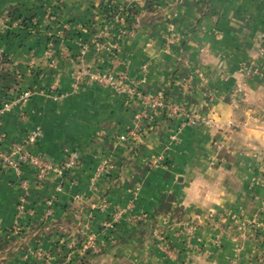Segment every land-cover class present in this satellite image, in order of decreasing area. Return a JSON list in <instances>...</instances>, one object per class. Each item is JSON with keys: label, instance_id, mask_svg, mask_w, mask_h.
<instances>
[{"label": "crops", "instance_id": "1", "mask_svg": "<svg viewBox=\"0 0 264 264\" xmlns=\"http://www.w3.org/2000/svg\"><path fill=\"white\" fill-rule=\"evenodd\" d=\"M118 12L122 24L104 36ZM84 68L114 69L152 99L236 126L182 127L185 115L168 117L127 93L74 92ZM27 91L29 101L18 102ZM135 128L138 139L120 140ZM36 129L34 154L54 167L74 152L80 162L42 184L28 165L0 162V264H257L254 237L229 227L259 228L264 250V0H0V146ZM215 138L227 144L216 162ZM117 209L126 213L106 227ZM211 213L243 220L222 216L213 227ZM135 214L145 220L133 224ZM90 237L99 253L84 249Z\"/></svg>", "mask_w": 264, "mask_h": 264}, {"label": "built area", "instance_id": "2", "mask_svg": "<svg viewBox=\"0 0 264 264\" xmlns=\"http://www.w3.org/2000/svg\"><path fill=\"white\" fill-rule=\"evenodd\" d=\"M121 12V11H120ZM47 18L50 21L54 20L53 14L51 11L48 12ZM123 17L121 13H116L112 22L109 23L108 26L104 27L103 35L104 36H111V31L114 25L122 24ZM18 25V24H17ZM33 32V31H32ZM120 34L123 36L127 34V28L124 27L123 29L120 28ZM167 43H171V38L167 40ZM109 54L117 60V50L114 48H108ZM85 53V51H84ZM250 72V71H249ZM249 72L246 71V74ZM259 71L255 70L254 74H258ZM251 74V73H250ZM85 85H97L102 88L110 89L117 94H130L132 97H137L140 99L144 104L147 106L157 110L158 112H164L168 117L171 118H178L182 117L185 120L182 123V127L190 126V125H205L207 127H216L219 130H223L224 128H229L233 125L232 122L227 123H219L215 122L214 120L206 117H197V116H190L186 109L177 104H171L161 99H152L149 96L139 91L136 86H129L127 84V77L124 75H119L116 73L114 69L104 70L99 72H92L90 69H82L78 71L73 76V91L78 92L80 91ZM242 91L241 85H237L234 89V96H237ZM32 91L24 92L19 96L18 102L26 103L32 97ZM13 107V103L5 104L2 112L10 111ZM143 117H146L144 115ZM181 127V128H182ZM140 136L138 128L128 131L126 134L120 137L121 141H129V140H136ZM42 137V131L40 129L33 130L26 135V138L23 142L19 144H14L8 148H3L0 146V162L7 168L15 169L19 171L22 166L28 165L29 167L33 168L36 174V181L39 184H42L43 181L47 178L49 172H54L59 176H66L72 170L78 167L80 162V155L76 152L71 153L70 156L59 166L54 167L51 163H49L43 156L36 155L32 151V147L36 145L38 140ZM4 138L3 135H0V142ZM217 142V141H216ZM216 148L221 150L223 148V142L218 141L216 143ZM108 166H102L98 170V174L102 173L107 169ZM98 176V175H97ZM26 186V183L23 184ZM62 188L58 187V192H61ZM56 200V197L48 199L45 204L47 206V211L43 217H41L40 221L45 223L49 218L53 215V205ZM126 213V210L117 209L113 213L112 221L106 223L105 226L108 228H113L115 224H117L123 215ZM145 220V216L142 214H135L131 217L130 221L133 224L141 223ZM85 250H90L93 253H99L103 249V245H97L95 243L94 237H90L85 246ZM40 258H44V255L39 252L38 253Z\"/></svg>", "mask_w": 264, "mask_h": 264}, {"label": "rangeland", "instance_id": "3", "mask_svg": "<svg viewBox=\"0 0 264 264\" xmlns=\"http://www.w3.org/2000/svg\"><path fill=\"white\" fill-rule=\"evenodd\" d=\"M112 91V90H111ZM114 92V91H113ZM234 126H236V124H234L233 123V125H232V127H234ZM235 128V127H234ZM230 130V128H228V131ZM218 141H222L223 142V147L225 146H227V144L225 143V141H224V139H222V138H218V139H214L212 142H211V145H210V158H212L215 162H216V160H217V158H220V156H221V154L223 153V151H224V148H223V150L221 151V150H218L217 148H216V143ZM222 216H224V218L226 219V220H228V221H230L231 222V220L233 221V223L234 222H236V221H239V220H243L242 218H240L239 217V215H233V214H231V213H225L224 215H222ZM221 215L220 216H217V214L216 213H211L210 215H209V218H208V221H207V223L210 221V224H208L209 226H215L216 225V223H218V220H220V218L222 217ZM213 224H215V225H213ZM218 226V225H217ZM216 226V227H217ZM215 227V228H216ZM249 227H247V225L246 224H244V223H238L237 225H236V227L234 226V228H232V229H230V227H229V233L231 232V233H233V231L235 232V234H234V237H236V236H238V238H240L241 240H248L249 238V236L251 235V236H253L254 237V241H255V247L253 248V256H254V259H255V261H256V263L257 264H264V250H262L261 249V244H262V241H261V233H260V231L258 230L259 228H256L255 227V229H253V232H250V230L248 229ZM189 232L188 233H191V237H190V239L191 238H193V235H194V233L197 231V227L196 226H189ZM228 230V229H227ZM230 233V234H231ZM236 233H239L238 235L236 234ZM231 237H233V235H230ZM234 239H236V238H234ZM240 240V241H241ZM164 242H165V240H163ZM166 243V242H165ZM190 242L188 241L187 242V245L189 244ZM170 250V249H169ZM168 249H164V254L166 255V256H171V250L169 251ZM246 250V249H245ZM229 264H237V263H229Z\"/></svg>", "mask_w": 264, "mask_h": 264}, {"label": "trees", "instance_id": "4", "mask_svg": "<svg viewBox=\"0 0 264 264\" xmlns=\"http://www.w3.org/2000/svg\"><path fill=\"white\" fill-rule=\"evenodd\" d=\"M11 16V15H10ZM11 19L14 21L15 20V18H14V16H11ZM28 21L26 20V21H22L21 22V26H23V27H25V28H28L30 25L27 23ZM6 58V57H5Z\"/></svg>", "mask_w": 264, "mask_h": 264}]
</instances>
